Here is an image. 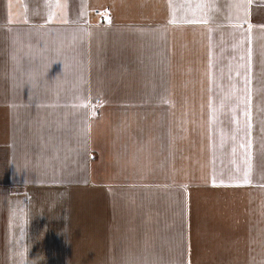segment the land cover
Masks as SVG:
<instances>
[{"label":"crops","instance_id":"obj_1","mask_svg":"<svg viewBox=\"0 0 264 264\" xmlns=\"http://www.w3.org/2000/svg\"><path fill=\"white\" fill-rule=\"evenodd\" d=\"M0 264H264V0H0Z\"/></svg>","mask_w":264,"mask_h":264},{"label":"rangeland","instance_id":"obj_2","mask_svg":"<svg viewBox=\"0 0 264 264\" xmlns=\"http://www.w3.org/2000/svg\"><path fill=\"white\" fill-rule=\"evenodd\" d=\"M99 100H97L96 102H98Z\"/></svg>","mask_w":264,"mask_h":264}]
</instances>
